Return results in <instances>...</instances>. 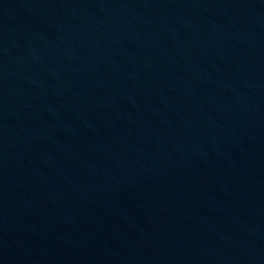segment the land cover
<instances>
[{"label": "water", "instance_id": "1", "mask_svg": "<svg viewBox=\"0 0 264 264\" xmlns=\"http://www.w3.org/2000/svg\"><path fill=\"white\" fill-rule=\"evenodd\" d=\"M0 264H264V0H0Z\"/></svg>", "mask_w": 264, "mask_h": 264}]
</instances>
